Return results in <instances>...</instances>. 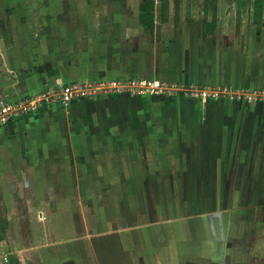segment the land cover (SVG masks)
Returning a JSON list of instances; mask_svg holds the SVG:
<instances>
[{"label":"rangeland","instance_id":"rangeland-1","mask_svg":"<svg viewBox=\"0 0 264 264\" xmlns=\"http://www.w3.org/2000/svg\"><path fill=\"white\" fill-rule=\"evenodd\" d=\"M170 2L169 22L163 25L157 18L155 32L157 43L154 44L151 41L153 39L148 35L144 36L145 53H152L151 51L156 48L164 53L168 46L179 45L180 53L183 51L186 53L187 60L190 59L192 67L196 68L200 64L206 68L204 71H207L208 84H194L197 87L212 89L221 87L237 92L264 87V19L262 28L258 29L253 22V0H222L217 34L205 39L199 36L195 46L190 44V41L192 36L203 32L204 0H182L180 15L183 21L179 27L175 26L173 21L174 2L173 0ZM160 3L161 0L159 5ZM134 7L135 4L130 6L131 9ZM1 40L4 43V39ZM147 41L150 44H147ZM2 57L4 56L0 54V65L3 63ZM144 79L149 80L148 78ZM24 83L25 78L23 76L21 78L19 71H0V109L2 106L16 101L36 97L45 88L58 87L62 84L68 85L70 82L59 81L41 84L35 88V93L29 90L22 92ZM122 95H120L121 98L127 96L130 99L125 102L121 101V105H128L127 111L139 112L140 116L144 115L146 125L161 129L154 136L152 134L150 136L153 137L154 142L159 143L160 149L157 150V147H154L162 160H146L147 165L144 166V170H148L151 176H146V180L139 184L133 180L130 182L114 181L112 184L103 173L100 174L99 167L97 168L96 181L89 177L90 166H81L80 170L82 174L84 173L81 182V196L79 198L73 195L67 202L65 199L61 206L67 211L71 202V206L75 210V213L72 210V214L84 227V231L80 235H101L102 233L108 235V231L121 229L127 225L149 224L200 215L203 209L206 219L216 220L221 224L222 229L224 223L231 222L232 228L228 232H225L226 229H221V231L217 229L219 236L212 235L210 231L208 239L203 238L194 244L193 250H182L181 260L187 258L189 261L192 258L193 262L190 264H264V239L258 238L259 234L264 233V119L258 125V130L252 134L239 133V131L228 134L221 131L225 123L214 112L215 108L222 106L225 102L228 103L231 111H235L236 105H240V103H243L242 106L246 108L247 104L241 101L242 99L209 98L206 101H200L183 92H176L169 96L143 95L135 98L126 94ZM114 96L115 94H111L104 98H111L109 102L117 105L120 103V98ZM104 98L97 96L78 102L80 104L69 105L43 103L38 111L20 115V118L13 122L23 121L28 116H34L35 120L37 117L36 124L23 138L29 144L26 150L18 144L11 146L18 136V132L14 135L9 132H0V228L6 243L4 248L0 245V256L4 250L15 253L31 249L32 244L34 246L36 243L35 238L45 234L50 240L61 239L63 238L60 230L61 225L71 226L70 224H72L73 226L72 215L67 212L61 214V218L55 212L49 213L45 218L46 224H42V216L38 213L49 205L51 198L32 197L30 192H27L26 187L30 183L25 177L24 166L18 165L17 158L24 157L32 161L37 158L36 160H38V158H42L41 155L44 156L39 144L50 143L53 146L61 139L63 140V137L67 142H80L79 144L86 147L88 154L89 144L95 141L94 128L102 124L98 122L94 125V121H104V116L110 115V111L107 110L108 112L101 117L97 113L96 115L92 113L81 119L77 116L104 108L110 109L111 103L109 102L94 105L96 102L98 104L103 101ZM171 98L174 100V104L169 105ZM89 101H92V105H88ZM85 102L87 106L83 105ZM248 105L247 109L250 108ZM72 109L76 112L75 119H72L67 113ZM261 109L263 110V107ZM261 109L259 112L263 114L264 110L262 112ZM45 111L50 116H54L50 118V124L45 121L47 125L41 124V121H44L42 117L45 116L43 114ZM206 113L208 115H205ZM118 116L119 118L115 119L112 125L117 122V125L126 127L128 121L129 125L134 121L121 114V110ZM109 118L112 117H108L107 120ZM241 121L246 124L245 119ZM134 124L136 125V122ZM6 126L0 129H5ZM174 128L175 133H173ZM107 135L109 134L106 133ZM100 137L98 135L97 138ZM103 140L104 136L99 141ZM222 143H233L236 148L223 150ZM36 144L38 145L36 147L37 155L30 146ZM174 145L177 149L176 152L171 151L174 155L169 162V148H174ZM48 152L49 155L46 157L48 156L49 160H55L57 164H60L55 167V164L51 162V166L54 168H60L61 160L67 159V156L56 149ZM148 152L153 153V150ZM233 155L237 158H245L242 168L243 172L246 171L249 174H245L243 180L237 178L233 180V178L225 176L227 178L224 181L221 176L223 171L221 157L224 156L228 159V156ZM152 161L156 164H150ZM36 163L37 161L33 162V164ZM70 163V160L65 161V170H72ZM39 164L33 168L40 169L42 161H39ZM19 173H21V177L23 176L21 179L18 177ZM94 191L97 194L96 197ZM107 193H109L108 200L111 205L107 206V212L104 214L100 201H103L105 197L102 194L107 195ZM98 195L101 197H97ZM56 203L57 198L53 200V205L50 204V210L56 211ZM104 223L109 225L107 230L102 227ZM256 227L257 231H255ZM112 237L115 236L108 235L99 238L101 240L96 239L98 241H96L95 247L101 256V264H132L129 254L121 257L122 252L118 246L119 237L113 239L115 242H111ZM109 241L113 245L108 244ZM209 241L214 243L212 250L211 245L208 246ZM35 252L38 251L35 250ZM219 259H221L220 263Z\"/></svg>","mask_w":264,"mask_h":264},{"label":"crops","instance_id":"crops-1","mask_svg":"<svg viewBox=\"0 0 264 264\" xmlns=\"http://www.w3.org/2000/svg\"><path fill=\"white\" fill-rule=\"evenodd\" d=\"M141 1L0 0V54L4 56L2 57L3 63L0 65V71H19L21 78L22 76L25 78L24 84H27V87L23 85V88L22 86V92L29 90L35 93L37 86L45 85L48 82L66 81L70 82L69 84H76L124 78L161 79L159 81L178 87L206 89L207 87L194 86V84H208L207 71H204L206 68L200 64L196 68L192 67L190 59L189 61L187 60L186 53L184 51L180 53L179 45L172 44L168 46L164 53L158 48L151 51L152 53L144 52V36L148 35L149 38H152L153 40L151 41L154 44L157 43V40H155V33L150 36L140 25L139 6ZM154 1L159 5L160 0ZM132 2L135 4L134 9L130 8L133 5ZM203 17L205 18L204 13ZM182 21L183 19L180 15L179 23L176 24L174 22L175 26L179 27ZM217 31L214 35H206L203 19V32L192 36L190 44L195 46L199 36L203 39L214 37ZM1 39H4V43ZM147 44L150 43L147 41ZM258 89L247 91H256ZM260 89H264V87ZM120 95L122 94H115L114 96L120 98V103L117 105L109 102L112 96L111 98H104L105 96H103V101L94 104L97 106L109 102L111 103L110 109L104 108L100 111L83 113L80 115L81 117L77 116V118L81 119L82 117L90 116L92 113L93 115L97 113L101 117V115L108 112L107 110L110 111V115L104 116V121H94V125L98 122L102 124L94 128L95 141L89 144L88 154L86 153V147L79 144L80 142H67L63 137V140L61 139L56 145H53L56 146L53 149L61 151L64 156H67V159L61 160L60 168L52 167V163L55 164V167L60 164H57L55 160H49L48 156L46 157V155H49L48 151L53 150L50 148L53 147L50 143L46 145L39 144L44 156L41 155L42 158H38V160H36L37 158H34L33 161L24 157L17 158L18 165L24 166L25 177L30 183L26 187L28 189L27 192H30L32 197L51 198L49 205L38 213L42 216V224H46L45 218L49 213L55 212L61 218L60 215L67 212L72 215L74 228L72 224H70L71 226L67 224L61 225L60 230L63 238L50 240L45 234L35 238L36 243H34V246L32 244L31 249H25L24 252L17 251L12 253L4 250L3 254L9 255V264H101V256L97 253L95 247L96 241H98L96 239L108 235L115 236L112 237L111 242H115L113 239H117V236L119 237L118 246L122 252L121 257L129 254L132 264H190L193 259L191 258L188 261L187 258H183L181 260V251L193 250L194 244H197L203 238L208 239L207 236L210 231L212 235H218L217 231H221V224L212 218L206 219L203 209H200V215L149 224L127 225L121 229L108 231V235L103 233L101 235H80L83 233L84 227L78 218L72 214V210L73 213H75V210L71 206V202L69 207H67V211L61 206H63L65 199L67 202L73 195L80 198L81 182L84 174L80 170L81 166H90L89 177L93 180H96L97 168L99 167L100 174L103 173L112 184L114 181L130 182L132 180L139 184L146 180V176H151L148 170H144V166L147 165L146 160H162L156 152V149L158 150L161 147L150 136L151 134L154 136L161 129L146 125L144 123V115L140 116L139 112L127 111L128 105H121V101L125 102L130 99L127 96L121 98ZM241 101L248 105L246 100L242 99ZM91 102L89 101L88 105H92ZM171 104H174L172 98L169 105ZM242 104L236 105L235 111H231L226 102L222 106L215 108L214 112L225 123L222 126V132L228 134L233 132L234 134L239 131V133L252 134L258 130V125L264 119V113L260 114L259 112L262 107L264 110V103L249 104L250 108L248 109L247 105L244 108ZM83 105L87 106V103L85 102ZM74 109L67 112L72 119L76 118ZM120 110L121 114H124L128 119L130 117L129 120H134L131 125H129V121L126 127L117 125V122L115 123L116 126L112 125L114 120L119 118L118 113H120ZM189 110L192 111V109ZM46 113V111L43 113L45 114L42 117L44 121H41L43 125H47L45 121L50 124V118L54 117L50 116L49 113L46 115ZM128 114L130 116H127ZM205 115H208V113ZM108 117L112 118L107 120ZM243 119H245L247 125L242 123L241 120ZM36 122L37 117L35 120L34 116H28L23 121L11 122L5 129H0V132H9L11 135L18 132V136L11 143V146H13L12 144H18L26 150L29 144L23 138L27 136L28 131L33 128ZM135 122L136 125L134 124ZM175 132L174 128L173 133ZM106 133L109 135L106 136ZM98 135L104 136V140L99 141L101 137L97 138ZM30 146L31 150H35L37 155L36 147L38 145ZM154 146L157 148L155 149ZM235 146L233 143H222L223 150L235 149ZM176 149L175 145L174 148H169V162L174 155L171 151L176 152ZM149 150H153V153L148 152ZM69 151H71V154H69ZM224 156L221 157L223 165L222 180L225 181L227 178L225 176H229L228 178H233V180L236 178L243 180V176L249 174L246 171V173L243 172L242 167L245 158H237L233 155L231 157L228 156V159H226ZM158 157L160 158L158 159ZM66 160H70L72 170H65L64 164ZM35 161L38 164H33ZM39 161H42L41 168H33L35 165H40ZM150 164L155 165L156 163L152 161ZM166 164L169 165L167 162ZM225 167L227 169H224ZM27 168H29V171H27ZM19 174V176L18 174L16 176L21 179L23 176L21 177V173ZM7 175L9 176V174ZM94 193L96 197L97 194L95 191ZM102 195L105 197L103 201H100V206L104 210L103 213L106 214L107 206L111 205L108 200L109 193ZM97 197H101V195ZM52 198H57L56 211L50 210V204L53 205L54 200ZM223 214L227 215L228 213ZM59 220L58 222H60ZM230 223H224L222 230L226 229L225 232L230 231L232 228ZM102 227L107 230L109 225L104 223ZM255 231H257V227ZM259 236L258 238L264 239V233L259 234ZM110 241L108 244H111ZM5 244V239L0 241L2 248H4ZM210 245L212 250L214 243L209 241L208 246ZM260 249L262 250V247ZM35 250L38 252H35ZM204 251L206 252L207 250L205 249ZM220 262L221 259H219Z\"/></svg>","mask_w":264,"mask_h":264},{"label":"built area","instance_id":"built-area-1","mask_svg":"<svg viewBox=\"0 0 264 264\" xmlns=\"http://www.w3.org/2000/svg\"><path fill=\"white\" fill-rule=\"evenodd\" d=\"M176 92L188 93L195 100L206 101L209 98L244 99L248 104L264 103V89L256 91H229L227 88H181L159 80H145L142 78L112 79L77 84H62L58 87L45 88L39 95L31 99L16 101L2 106L0 109V128L20 118V115L38 111L43 103L74 104L87 98L106 96L111 94H126L131 97L143 95L169 96ZM1 264H9V255L0 256Z\"/></svg>","mask_w":264,"mask_h":264},{"label":"trees","instance_id":"trees-1","mask_svg":"<svg viewBox=\"0 0 264 264\" xmlns=\"http://www.w3.org/2000/svg\"><path fill=\"white\" fill-rule=\"evenodd\" d=\"M175 6L174 22L180 21L182 0H173ZM253 19L258 29L262 28L264 19V0H253ZM170 0H161L157 5L154 0H142L139 6V22L145 32L153 36L156 30L157 18L162 24L169 22ZM204 28L206 35H214L219 27L221 0H204ZM159 14V15H158ZM158 15V16H157ZM3 240L0 228V241Z\"/></svg>","mask_w":264,"mask_h":264}]
</instances>
